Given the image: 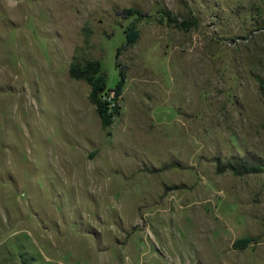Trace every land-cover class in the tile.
Segmentation results:
<instances>
[{
  "label": "rangeland",
  "instance_id": "rangeland-1",
  "mask_svg": "<svg viewBox=\"0 0 264 264\" xmlns=\"http://www.w3.org/2000/svg\"><path fill=\"white\" fill-rule=\"evenodd\" d=\"M0 264H264V0H0Z\"/></svg>",
  "mask_w": 264,
  "mask_h": 264
},
{
  "label": "trees",
  "instance_id": "trees-1",
  "mask_svg": "<svg viewBox=\"0 0 264 264\" xmlns=\"http://www.w3.org/2000/svg\"><path fill=\"white\" fill-rule=\"evenodd\" d=\"M187 28L186 24L182 25ZM102 64L98 61L88 62L85 65L73 63L71 75L75 79L85 80L91 87L90 101L96 107L103 130L112 126L114 117L119 110L116 101L105 96V84L101 77ZM121 83L125 80L124 71H120ZM244 172L235 170L233 172L242 175L243 173H252L254 169L240 167Z\"/></svg>",
  "mask_w": 264,
  "mask_h": 264
},
{
  "label": "clouds",
  "instance_id": "clouds-1",
  "mask_svg": "<svg viewBox=\"0 0 264 264\" xmlns=\"http://www.w3.org/2000/svg\"><path fill=\"white\" fill-rule=\"evenodd\" d=\"M17 3H18V0H8V4L11 7H15Z\"/></svg>",
  "mask_w": 264,
  "mask_h": 264
}]
</instances>
